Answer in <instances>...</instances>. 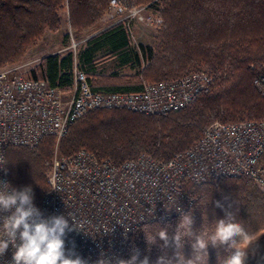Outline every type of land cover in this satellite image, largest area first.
Masks as SVG:
<instances>
[{
	"label": "trees",
	"instance_id": "16d2710c",
	"mask_svg": "<svg viewBox=\"0 0 264 264\" xmlns=\"http://www.w3.org/2000/svg\"><path fill=\"white\" fill-rule=\"evenodd\" d=\"M131 1L134 5H147L160 18L153 46L141 48L140 56L135 53V63H140L142 58L146 65L140 74L132 76L99 75L92 66V52L86 50L78 55V60L88 65L84 73L91 89L138 92L142 85L140 75L150 83H157L196 72L208 74L212 84L192 104L164 117L126 110H94L74 122L58 142L54 137H46L31 148L8 147L5 150L8 181L17 188L30 185L34 203L48 190L56 143L62 157L84 150L115 167L140 155H149L164 163L189 148L212 122L264 121V95L260 88L264 87V0ZM108 8L109 0H0V68L20 62L46 32L57 33L64 13L67 12L70 31L82 34L100 22ZM114 31L118 34L107 40L113 49L110 54L131 58L121 36L126 34L121 24L96 38ZM72 72V54L60 60L52 55L35 66L27 78H43L67 91L72 85ZM261 162L264 163V152ZM185 187L193 198L190 209L197 228L203 218L211 221L223 217L224 211L216 206L217 201L254 228L264 220V189L249 177ZM178 219L153 222L136 229L129 237L122 260L129 259L136 249L140 252L139 258L147 256L150 264H156L165 252L171 255V248L150 246L145 231L160 224L170 226L171 233ZM263 232L264 227H260L257 235ZM219 251L223 254V248ZM184 253L186 256L191 253L188 243ZM209 253V264H217V250L210 247ZM261 254H264L262 249ZM249 264H257V260L250 257Z\"/></svg>",
	"mask_w": 264,
	"mask_h": 264
},
{
	"label": "built area",
	"instance_id": "2783aa9c",
	"mask_svg": "<svg viewBox=\"0 0 264 264\" xmlns=\"http://www.w3.org/2000/svg\"><path fill=\"white\" fill-rule=\"evenodd\" d=\"M131 0H109L127 35L130 22L142 21L143 8L125 9ZM75 47V44H73ZM19 67L0 70V156L10 147L35 146L46 137L60 140L68 128L94 110H126L166 116L184 109L207 93L212 78L204 72L171 81L142 83L138 92H96L83 71L72 72L64 91L46 81L24 77ZM264 95V87H260ZM264 122L247 120L209 124L197 141L167 162L149 155L113 166L81 150L71 157H55L48 190L35 205L49 215H71L79 228L68 233L66 246L87 264L122 260L130 235L139 227L178 218L172 203L188 211L193 198L186 184L214 183L249 177L264 187ZM0 181H8L5 166ZM9 182V181H8ZM70 224L73 222L70 219ZM11 259V249L4 260Z\"/></svg>",
	"mask_w": 264,
	"mask_h": 264
},
{
	"label": "clouds",
	"instance_id": "9594fccd",
	"mask_svg": "<svg viewBox=\"0 0 264 264\" xmlns=\"http://www.w3.org/2000/svg\"><path fill=\"white\" fill-rule=\"evenodd\" d=\"M7 165L0 156V168ZM34 192L30 185L14 187L8 181H0V260L11 249V259L4 264H87L77 255L74 249L66 246L68 233L79 229L71 215H49L44 213L34 203ZM180 213L174 231L170 226L154 224L145 231L147 243L157 245L161 249H172V254L165 252L156 260V264H209V248L217 250V264H249L254 258L257 264H264V254H261L260 240L257 235L264 220L258 227L247 225L237 219L234 212L224 209L219 201L216 206L224 211L223 217L209 221L204 220L200 227H195L193 211H184L177 206ZM70 219L73 222L70 224ZM191 247L190 255L184 253L185 244ZM223 248V254L219 249ZM138 249L127 260H118L117 264H150L145 256L140 259ZM98 264H111L107 259H101Z\"/></svg>",
	"mask_w": 264,
	"mask_h": 264
},
{
	"label": "rangeland",
	"instance_id": "374dc122",
	"mask_svg": "<svg viewBox=\"0 0 264 264\" xmlns=\"http://www.w3.org/2000/svg\"><path fill=\"white\" fill-rule=\"evenodd\" d=\"M132 7L143 8V10H141V13H140V16H142V21L136 20V21L130 22L129 24L130 33L128 35L131 46L133 47L131 49L139 50V52L141 53L142 52L141 48L153 46L154 39L158 32L160 18L158 17L156 13L150 10L147 5H134L132 1L126 2L125 9H129ZM119 17L120 15L116 14L113 11V9L111 10L109 6L108 11L103 15L100 22H98L95 26H93L90 30H88L85 33L75 34V33H72L70 29H68L69 26L67 23V14L64 13L63 23L61 25L60 30L57 33L52 34V33L46 32L44 36L42 37V39L35 46L31 47L26 52L24 58L20 62L13 64V65H6L4 67H1L0 70L11 68V67H19L20 68L19 71H21V74L24 77H27L30 71L33 70V68H35L36 64L38 63L39 58L42 55L60 51L61 48L64 46L63 44H66L68 51H70L73 55L77 56L83 50L84 46L86 47L85 44L92 37H94V35H92V33L90 34V32L94 31L96 27L103 28L104 31L107 29H110L111 28L110 25L115 24L118 20H120ZM73 44H75V47H73ZM96 57L97 59L102 60L106 58V54L102 50L96 54ZM145 65H146V62H144L141 58L140 66L142 67L141 68H139V66L137 67V70H136L137 74L138 73L140 74V71H142ZM115 67L116 66H114V63H110L107 66L108 69L105 71L101 70V68L96 69L97 74L105 75V76L111 75V74H117V75L124 74V70L123 71L116 70ZM139 79H140V83H150L144 80L142 75H140ZM167 81H171V80H167ZM261 122H264V121H261ZM55 157H62L58 152L57 143L55 144L54 152L52 155V162ZM260 188L264 189V187H260ZM260 236H261V240H260L261 245L264 246V232L261 233ZM261 249L264 250V247H262Z\"/></svg>",
	"mask_w": 264,
	"mask_h": 264
},
{
	"label": "crops",
	"instance_id": "0c3cea01",
	"mask_svg": "<svg viewBox=\"0 0 264 264\" xmlns=\"http://www.w3.org/2000/svg\"><path fill=\"white\" fill-rule=\"evenodd\" d=\"M66 14H67V12H66ZM68 29H70V28L68 27ZM103 31H104L103 28H97L96 27L94 29V31L90 32V34L92 33V35H94V37H92L85 44L86 47L84 46L83 50L80 53H82V52H84L86 50L92 52L91 61H92V64H93L92 66L95 69L101 68V70L105 71V70L108 69L107 66L110 63H114V66H116L115 67L116 70H120V71H123L124 70V74L123 75L132 76V75L136 74L137 73L136 72L137 67L139 66V64L141 63V61L139 60L140 63H137V62L135 63V53H138V55L140 56V52H139V50H132L131 49L133 47L131 46V43H130V40H129L128 35H126V34L123 33L121 36L124 38L125 44L129 48L132 57L131 58L130 57L118 58V57H114V56H112L110 54L113 49H112V47H110L109 43H107L108 38H110L114 34H118L117 31L111 32L109 35H106L105 37H101L99 39L96 38ZM92 39H95V40L92 41ZM90 41H92V42H90ZM67 49H68L67 46H63L60 51L53 52V53H47V54L42 55L39 58L38 63L36 64V66H39L40 63H41V61L43 59H45L47 57H50L52 55H57L58 58H59V60H60V59L64 58L67 54H72ZM102 50L108 56L105 59L99 60V59H97L96 54L99 51H102ZM80 53L78 55H80ZM78 55L75 56V55L72 54V58H73V69L76 68L77 70L84 72L85 69H86V66H88V65H86L85 63L79 61L78 60ZM129 69L132 70V71H130ZM31 72H32V70L30 71L29 74H31ZM39 80L46 81L43 78H40Z\"/></svg>",
	"mask_w": 264,
	"mask_h": 264
}]
</instances>
